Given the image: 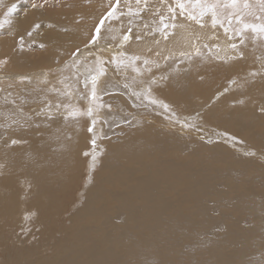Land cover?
<instances>
[{"label":"bare ground","instance_id":"bare-ground-1","mask_svg":"<svg viewBox=\"0 0 264 264\" xmlns=\"http://www.w3.org/2000/svg\"><path fill=\"white\" fill-rule=\"evenodd\" d=\"M77 2L66 1L70 7L61 8L49 0L45 9L29 7L8 17L13 24L0 29V55L11 57L7 71L30 72L50 65L56 45H63L66 54L80 44L104 0H92L88 7ZM6 8L0 0V19ZM77 12L87 16L81 25L73 22ZM34 22L65 26L69 32L42 27L36 39L50 41L47 50L13 51L14 40L6 31L23 33ZM179 23L191 24L205 37L213 35L210 27L200 30L183 19ZM215 33L221 46H226L223 31L217 28ZM247 50L250 59L237 64L239 70L252 57L264 55V46L251 41ZM203 67L208 73L203 83L189 74L158 92L161 98L177 102L181 116L206 112L202 131L181 133L161 110L141 108L139 116L146 123L105 129L110 139L98 141L102 151L95 170L90 168L91 157L83 156L90 150L84 131L74 134L67 148L61 147L62 136L57 140L44 133L42 140L31 134V147L40 146L47 154L39 170L23 161L27 148L13 149L16 173L31 177L35 186L31 197L23 201L15 178L0 182L1 264H125L140 246L155 249L170 262L202 252L208 264H240L259 249L264 243L260 210L264 157L245 153L264 150V117L257 116L251 105L231 107V97L214 102L216 91L226 86L227 73L215 63ZM237 134L242 143L230 139ZM26 209L38 210L30 223L23 220ZM27 225L31 232L37 228L31 234L33 242L16 236ZM217 227L225 230L214 236ZM8 239L22 248L12 251L6 245ZM132 242L138 247L133 248ZM197 243L202 245L199 251L193 247Z\"/></svg>","mask_w":264,"mask_h":264},{"label":"snow or ice","instance_id":"snow-or-ice-1","mask_svg":"<svg viewBox=\"0 0 264 264\" xmlns=\"http://www.w3.org/2000/svg\"><path fill=\"white\" fill-rule=\"evenodd\" d=\"M82 2L88 7L92 0ZM28 6L35 11L49 7V3L28 0ZM54 6L70 7L64 0H54ZM101 8L80 44L73 45L66 54L63 45H56L50 65L30 72H9L11 57L0 55V182L15 178L23 201L31 197L34 180L16 173L15 157L11 154L15 148H27L23 161L39 170L47 154L40 146L31 147L33 133L42 140L44 133L57 140L62 136L61 147L67 148L73 135L84 131L90 150L83 156L91 157L90 168L95 170L102 151L98 141L110 139L105 129L134 128L146 123L139 116L141 108L161 110L181 133L202 131L206 112L181 116L177 102L161 98L158 92L189 74L203 83L208 75L203 65L215 63L227 73L226 86L216 91L214 102L231 97V107L251 105L257 116L264 117V55L252 57L244 70L235 67L250 59L248 41L264 46V0H106ZM16 11V3L6 8L0 29L13 24L8 17ZM86 18V14L77 12L73 22L81 25ZM181 19L200 30L210 27L213 35L205 37L191 24L179 23ZM42 27L60 34L69 32L65 26L40 22L32 23L23 33L6 31L14 40L13 51L24 52L33 47L47 50L50 41L36 39ZM217 28L226 38L224 47L215 33ZM230 139L242 143L234 136ZM45 147L50 145L45 143ZM258 154L264 157V150L245 153L251 157ZM260 210L264 219V201ZM37 215L38 210L26 209L23 220L30 223ZM224 230L217 227L212 235ZM17 235L26 238L31 235V228L22 226ZM261 240L264 241V232ZM132 246L138 247L136 242ZM193 247L202 249L199 243ZM201 255L202 252L170 262L155 249L140 246L125 264H208ZM240 264H264V243Z\"/></svg>","mask_w":264,"mask_h":264},{"label":"rangeland","instance_id":"rangeland-1","mask_svg":"<svg viewBox=\"0 0 264 264\" xmlns=\"http://www.w3.org/2000/svg\"><path fill=\"white\" fill-rule=\"evenodd\" d=\"M48 1H49V0H48ZM66 1H71V0H64V3H66ZM77 1H78L77 3H79V1H82V0H77ZM105 2H106V0H104L103 4H104ZM12 3H16V4H17V11H16L15 13H13V15H17L21 10H27V8H29V6H28V0H3V5L5 4L6 7L10 6ZM8 33H9V32H8ZM12 43H13V41L10 42V46L12 45ZM238 137H239V139H240L242 136H239V135L237 134V139H238ZM242 140H243V138H242ZM243 141H244V140H243ZM244 142H246V141H244ZM246 143H247V142H246ZM82 174H83V173H82ZM27 227L32 228L31 226H28V225H27ZM33 230H34V231H32L31 234L37 232V231H36L37 228H34ZM19 231H20V230H19ZM19 231H18V233H19ZM16 236H18V235H16ZM31 237H33V236H32V235H29V236H27L26 238H25V237H22V239L26 240L27 242H33V241L31 240ZM17 241H18V239H17L15 242H17ZM6 245H7V246H10V249H12V251L15 250L16 247H20V248H22L21 245H20V246H17L18 244L13 243L11 239L6 240ZM4 246H5V245H4ZM2 248H3V246L0 247V252H1V249H2ZM11 254H12V252H9V253H7L6 255H11ZM1 257H3L2 254H0V264H1V262L3 261V259H2Z\"/></svg>","mask_w":264,"mask_h":264}]
</instances>
